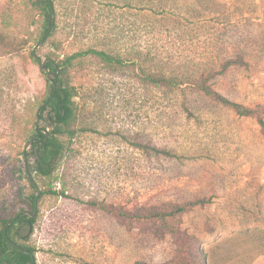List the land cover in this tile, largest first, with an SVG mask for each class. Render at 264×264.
Listing matches in <instances>:
<instances>
[{
  "label": "rangeland",
  "instance_id": "1",
  "mask_svg": "<svg viewBox=\"0 0 264 264\" xmlns=\"http://www.w3.org/2000/svg\"><path fill=\"white\" fill-rule=\"evenodd\" d=\"M52 2L55 31L34 49L42 32L37 7L0 0V27L24 44L0 56V81L11 79L3 100L21 110L30 99V119L49 90L50 70L39 68L48 55L58 61L107 43L141 46L180 73L237 59L211 87L244 106L264 105V0ZM57 76L77 92L75 134L63 137L50 177L30 173L37 188L24 171L33 157L21 154L19 130L5 120L0 130V204L65 186V195L39 197L32 229L21 232L35 264H175L177 243L160 222L125 220L102 206L134 212L197 199L204 202L175 225L195 239L207 264H264V131L255 116L238 115L192 85H148L131 65H108L91 53ZM38 126L52 128L44 118Z\"/></svg>",
  "mask_w": 264,
  "mask_h": 264
},
{
  "label": "trees",
  "instance_id": "2",
  "mask_svg": "<svg viewBox=\"0 0 264 264\" xmlns=\"http://www.w3.org/2000/svg\"><path fill=\"white\" fill-rule=\"evenodd\" d=\"M30 1L39 10L38 13L42 20V32L38 40L40 41L47 32V19L50 13L53 12V2L52 0ZM31 23L35 24L36 22L32 20ZM54 31L55 15H52L47 37L51 36ZM23 46L24 44L11 35L5 27H0V56L17 53ZM87 53L95 55L108 65L121 66L124 63L129 64L133 67L136 76L142 82L148 85L162 87L166 91H174L182 89L186 85H192L208 99L232 109L238 115L255 116L264 131V105H257L255 107L244 106L221 95L209 83L210 79L223 74L230 66L240 63L237 59H225L219 62L217 68L213 66L207 71H200L198 74L180 73L170 68L168 62L155 60L141 46H131L125 50H121L120 47L110 46L107 43L100 48L89 47L83 52H77L73 56H66L64 59L58 61H54L48 55L46 59L49 60L46 62L45 69L55 72L56 68L53 66L54 63L57 69L60 70V73H62L65 63H70L77 55ZM31 56L35 58V61H38V58L34 56L32 51ZM54 81L56 84L55 91L53 90L52 84H49L47 95L41 101L31 119L32 102L30 99L24 101L20 106L21 110H18L15 104L10 105L4 102L2 89L10 90L11 79L4 77L0 81V130H2V121L5 120L9 123L7 126L9 129L13 131L16 129L19 130L20 136L24 139L25 143L31 140L28 148L26 150L23 149L21 154L33 157V164L28 167L25 166L24 171L29 180H31L32 186L35 188L37 187L32 177H30V173L34 172L43 178L50 177L65 151L66 146L63 137L66 136L71 139L75 134L73 128L76 120L74 97L77 96V92L73 86L63 83L61 77L57 75L54 76ZM51 95L52 97H50ZM44 112H47V114L43 117ZM37 117L39 119L44 118L48 122V125L52 127L51 130L47 131V136L43 129L38 126ZM29 121H31V125L28 127ZM163 151L166 152V150ZM9 170L13 175L20 173L14 161L9 162ZM64 191L65 186L62 183V187L57 192L52 189H47L43 190L39 195L36 193L26 198L17 196L7 203L0 204V264H35L34 248L22 243H19V246H14L10 242V238L16 233L17 226H20L21 231H24L34 223L35 220L31 215L36 211L37 200L42 194L56 193L65 195ZM203 202L204 200L197 199L182 204L163 203L160 205L141 207L134 212H128L121 207L108 208V206L104 205L102 207L125 220L150 223L160 222L163 231L169 232L177 243L178 253L174 258L175 264H207L204 253L200 252L201 249L198 243L196 244L195 239L187 237L186 233L182 232L175 225V221H179L182 213ZM135 264L143 263L137 262Z\"/></svg>",
  "mask_w": 264,
  "mask_h": 264
},
{
  "label": "water",
  "instance_id": "3",
  "mask_svg": "<svg viewBox=\"0 0 264 264\" xmlns=\"http://www.w3.org/2000/svg\"><path fill=\"white\" fill-rule=\"evenodd\" d=\"M52 15H53V12H51L50 13V15L48 16V19H47V32H46V34H45V36H44V38H42L40 41H38L36 44H35V46H34V49H36L37 47H39L43 42H44V40H45V38L48 36V34H49V30H50V22H51V18H52ZM32 50V53L34 54V56L36 57V55H35V50ZM49 59H45L43 62H42V64L40 65V70H45V68H46V62L48 61ZM53 66L56 68V71L55 72H52V71H49V72H47V74H46V78H47V80L50 82V84H52V86H53V90L55 91V89H56V84H55V81H54V76H56L58 73H59V70L57 69V67H56V65L53 63ZM50 97H52V95L50 96ZM39 120V117H37V121ZM44 132H45V134H46V136H47V131L46 130H43ZM30 143H31V140H29L28 142H26L25 143V145H24V150H26L27 148H28V146L30 145ZM30 177H31V175H30ZM38 191V195H39V193H40V190H37Z\"/></svg>",
  "mask_w": 264,
  "mask_h": 264
},
{
  "label": "flooded vegetation",
  "instance_id": "4",
  "mask_svg": "<svg viewBox=\"0 0 264 264\" xmlns=\"http://www.w3.org/2000/svg\"><path fill=\"white\" fill-rule=\"evenodd\" d=\"M39 194H40V193H39ZM35 210H36V211L31 215V217H33L34 220H35V216H36V214H37V208H36ZM34 222H35V221H34ZM31 226H32V225H31ZM31 226L28 227L27 232H28L29 230L32 229ZM21 232H22V231H21V229H20V226H17V228H16V233L13 234V235L11 236V238H10V242H11L14 246H19V240H20L21 238H23V235H22Z\"/></svg>",
  "mask_w": 264,
  "mask_h": 264
}]
</instances>
